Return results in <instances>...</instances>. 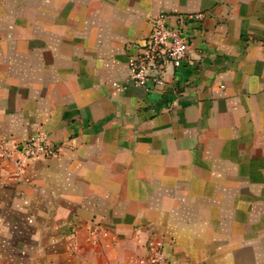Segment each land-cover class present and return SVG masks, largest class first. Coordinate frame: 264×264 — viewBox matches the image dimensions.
I'll use <instances>...</instances> for the list:
<instances>
[{
  "label": "crops",
  "instance_id": "obj_1",
  "mask_svg": "<svg viewBox=\"0 0 264 264\" xmlns=\"http://www.w3.org/2000/svg\"><path fill=\"white\" fill-rule=\"evenodd\" d=\"M160 14L188 58L135 87ZM37 134L55 159L4 155ZM150 241L264 264V0H0V264H145Z\"/></svg>",
  "mask_w": 264,
  "mask_h": 264
},
{
  "label": "built area",
  "instance_id": "obj_2",
  "mask_svg": "<svg viewBox=\"0 0 264 264\" xmlns=\"http://www.w3.org/2000/svg\"><path fill=\"white\" fill-rule=\"evenodd\" d=\"M202 14L187 15L185 20L202 19ZM188 58V44L179 29H170L166 17L156 16L150 34L138 52L127 60V81L135 86L145 88L151 84L154 88H162L168 69H176ZM4 155L14 160L19 166L22 160L55 159L57 149L44 134L30 136L12 150H4ZM145 264H169L163 260L159 249L150 241Z\"/></svg>",
  "mask_w": 264,
  "mask_h": 264
}]
</instances>
